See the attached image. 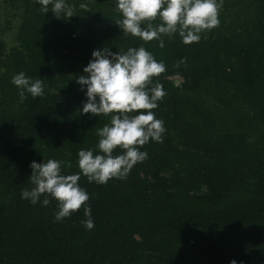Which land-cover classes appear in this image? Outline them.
<instances>
[{"label": "trees", "instance_id": "16d2710c", "mask_svg": "<svg viewBox=\"0 0 264 264\" xmlns=\"http://www.w3.org/2000/svg\"><path fill=\"white\" fill-rule=\"evenodd\" d=\"M66 2L72 17L52 2L45 13L39 0H0V32L2 17L15 26L13 46L0 39V264H264V0H223L220 24L199 42L164 34L163 47L124 32L117 0ZM140 46L166 65L149 86L166 92L152 110L163 141L141 146L148 159L126 179L81 175L93 229L83 206L57 221L56 200L21 198L29 165L58 159L73 174L79 150L99 152L97 129L112 114L82 113L76 79L93 50ZM21 71L43 79L44 96L20 99Z\"/></svg>", "mask_w": 264, "mask_h": 264}, {"label": "clouds", "instance_id": "9594fccd", "mask_svg": "<svg viewBox=\"0 0 264 264\" xmlns=\"http://www.w3.org/2000/svg\"><path fill=\"white\" fill-rule=\"evenodd\" d=\"M52 2L53 13L59 16H73V8L66 0H39L42 11L47 13ZM223 0H117L116 7L122 13L119 26L124 32L144 41L156 39L164 46L162 35L179 34L184 44L199 42L201 33L220 24L219 9ZM81 7H86L81 4ZM159 17L155 26L149 22ZM166 65L157 61L145 47H130L126 52H113L110 48L95 49L92 59L83 68L76 82L85 94L82 113L96 116L112 114L110 124L97 129L99 152L81 149L78 152L80 171L65 174L62 165L70 163L50 158L47 161L33 160L31 180L33 187L25 188L21 198L31 204L48 206L52 200L58 202L55 219L62 221L70 217L81 206L85 219L81 221L87 230L94 228V218L90 204V194L78 181L81 175L88 181L105 184L110 179H126L139 162L148 159V152L141 146L150 141L162 142L166 132L164 121L156 118L153 109L158 108V100L166 95L158 81L153 85V77L165 72ZM19 89L21 100L31 94L33 98L45 95L43 79H33L23 71L12 78ZM119 149L118 154H114ZM43 197V198H42ZM230 264H243L236 259Z\"/></svg>", "mask_w": 264, "mask_h": 264}, {"label": "rangeland", "instance_id": "374dc122", "mask_svg": "<svg viewBox=\"0 0 264 264\" xmlns=\"http://www.w3.org/2000/svg\"><path fill=\"white\" fill-rule=\"evenodd\" d=\"M6 17H2L1 19V32H0V39L3 40L6 43L7 48H10L11 46L14 45V36H15V26H12L11 30H7L6 28V22H5ZM173 80L175 82L181 81V78L179 77H174Z\"/></svg>", "mask_w": 264, "mask_h": 264}, {"label": "water", "instance_id": "95a60500", "mask_svg": "<svg viewBox=\"0 0 264 264\" xmlns=\"http://www.w3.org/2000/svg\"><path fill=\"white\" fill-rule=\"evenodd\" d=\"M175 84H178V82H175Z\"/></svg>", "mask_w": 264, "mask_h": 264}]
</instances>
